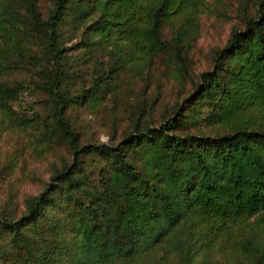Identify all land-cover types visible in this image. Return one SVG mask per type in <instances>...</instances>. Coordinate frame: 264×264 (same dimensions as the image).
Segmentation results:
<instances>
[{"label": "trees", "instance_id": "trees-1", "mask_svg": "<svg viewBox=\"0 0 264 264\" xmlns=\"http://www.w3.org/2000/svg\"><path fill=\"white\" fill-rule=\"evenodd\" d=\"M50 1L0 0V109L70 153L20 213L0 210V264H264V0L159 123L109 142L83 141L69 108L161 54L190 73L205 0ZM19 68L38 81L1 78ZM33 87L54 100L37 125Z\"/></svg>", "mask_w": 264, "mask_h": 264}, {"label": "rangeland", "instance_id": "rangeland-1", "mask_svg": "<svg viewBox=\"0 0 264 264\" xmlns=\"http://www.w3.org/2000/svg\"><path fill=\"white\" fill-rule=\"evenodd\" d=\"M40 3L43 12L47 13L51 1L40 0ZM252 6V0H205L193 23L197 33L189 42L190 73H183L181 79L175 74V62H169L165 54L156 56L144 73L126 68L118 72L114 79L116 85L106 92V103L69 108L70 118L81 132L82 140H119L134 127L138 116L153 124L159 123L175 102L191 89L189 74L197 78L199 73L213 67L214 52L226 43L233 27L243 28V17ZM166 29L171 33L170 27ZM1 78L11 83L38 81L28 68H19ZM33 89L26 105L35 106L36 114L32 116L36 117L33 120L37 125L51 115L54 100L50 93ZM144 105L146 109L142 110ZM8 118L0 109V210L14 203L15 210L20 213L26 198L45 187L53 170L63 163L64 157L69 159L70 153L59 143H40L36 127L12 126ZM226 254L214 250L212 256L229 257L236 264L243 263L239 254Z\"/></svg>", "mask_w": 264, "mask_h": 264}]
</instances>
